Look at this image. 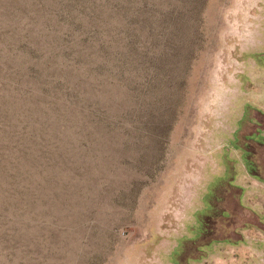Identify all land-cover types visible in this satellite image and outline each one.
Segmentation results:
<instances>
[{"label":"rangeland","instance_id":"374dc122","mask_svg":"<svg viewBox=\"0 0 264 264\" xmlns=\"http://www.w3.org/2000/svg\"><path fill=\"white\" fill-rule=\"evenodd\" d=\"M264 0H0V264H264Z\"/></svg>","mask_w":264,"mask_h":264},{"label":"crops","instance_id":"0c3cea01","mask_svg":"<svg viewBox=\"0 0 264 264\" xmlns=\"http://www.w3.org/2000/svg\"><path fill=\"white\" fill-rule=\"evenodd\" d=\"M250 138H253V139H251L252 142L257 143V144H260V145H261V142L258 140V138L264 139V137H260V136H257V135L255 137H250Z\"/></svg>","mask_w":264,"mask_h":264}]
</instances>
